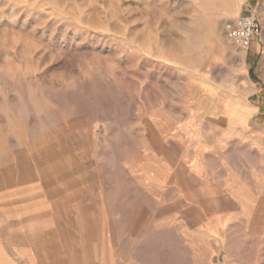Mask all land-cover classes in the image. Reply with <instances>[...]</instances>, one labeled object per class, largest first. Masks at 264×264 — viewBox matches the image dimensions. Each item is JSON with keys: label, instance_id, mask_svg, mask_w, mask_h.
Here are the masks:
<instances>
[{"label": "rangeland", "instance_id": "obj_1", "mask_svg": "<svg viewBox=\"0 0 264 264\" xmlns=\"http://www.w3.org/2000/svg\"><path fill=\"white\" fill-rule=\"evenodd\" d=\"M248 123L264 0H0V264H264Z\"/></svg>", "mask_w": 264, "mask_h": 264}, {"label": "crops", "instance_id": "obj_2", "mask_svg": "<svg viewBox=\"0 0 264 264\" xmlns=\"http://www.w3.org/2000/svg\"><path fill=\"white\" fill-rule=\"evenodd\" d=\"M258 112L259 109L256 111L253 109L246 112V114L247 116L252 115V113L253 115H257ZM249 131L254 132L251 134L252 136L248 135ZM257 131H262L261 127L250 128L249 123L248 125L241 124L239 127L241 135H237L233 139H228L226 144H229V146L225 145V147H227V151L231 150L233 156L237 155L240 157L241 165L238 164L237 169H234L230 174H252L253 177L261 181L259 186L253 189H246L248 203L250 205H256L254 210L259 212V217L262 219L261 221H263V223H259V225L264 226V138L261 137ZM217 151L219 152V147ZM240 183L239 181L237 182V184Z\"/></svg>", "mask_w": 264, "mask_h": 264}, {"label": "built area", "instance_id": "obj_3", "mask_svg": "<svg viewBox=\"0 0 264 264\" xmlns=\"http://www.w3.org/2000/svg\"><path fill=\"white\" fill-rule=\"evenodd\" d=\"M224 31L238 50L248 51L262 31L259 20L252 14H240L224 23Z\"/></svg>", "mask_w": 264, "mask_h": 264}, {"label": "bare ground", "instance_id": "obj_4", "mask_svg": "<svg viewBox=\"0 0 264 264\" xmlns=\"http://www.w3.org/2000/svg\"><path fill=\"white\" fill-rule=\"evenodd\" d=\"M232 10H234V8H232ZM238 15H240V14H238ZM238 15H237V16H238ZM237 16H236V17H237ZM253 42H254V41H253ZM251 47H252V46H251Z\"/></svg>", "mask_w": 264, "mask_h": 264}]
</instances>
